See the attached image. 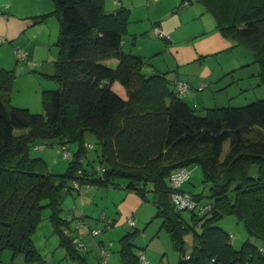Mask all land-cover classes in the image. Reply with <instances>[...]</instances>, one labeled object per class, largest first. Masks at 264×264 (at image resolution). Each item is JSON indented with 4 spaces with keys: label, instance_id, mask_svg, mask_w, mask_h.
<instances>
[{
    "label": "trees",
    "instance_id": "1",
    "mask_svg": "<svg viewBox=\"0 0 264 264\" xmlns=\"http://www.w3.org/2000/svg\"><path fill=\"white\" fill-rule=\"evenodd\" d=\"M52 1L59 22L51 77L55 88L43 92L41 113L9 103L15 72L0 67V263L6 252L11 261L5 264H13L18 256L28 264L42 261L33 236L47 209L65 257L89 264L85 254L93 252V244L96 264H101V249L110 257L111 247L83 233L87 222L76 205L64 216L60 213L74 192L105 187L122 188L143 202L152 198V220H161L159 231L168 235L177 264H264V100L207 108L198 115L181 100L186 91L178 93V81H169L166 73L147 74V59L124 53L127 10L107 14L103 0ZM193 1L232 43L242 45L264 27V0ZM251 52L264 85V50ZM86 133L100 149L95 170L86 162ZM36 140H53L50 146H60L63 159L71 158L64 173L53 174L41 158L30 156L31 148L47 146L36 145ZM227 141L229 149L221 158ZM73 142L78 148L70 155L67 148ZM120 161L123 164L117 165ZM189 165L200 167L210 203L201 204V195L182 188ZM183 169L186 174L174 187L173 178ZM174 195L190 196L195 209L178 210ZM183 212L191 213V226L181 218ZM227 216L246 231L248 239L240 245L231 232L216 226ZM96 220L109 221L106 228L114 225L105 214ZM135 225H128L132 230L120 239V264H152L143 249H134L132 241L139 233ZM194 226L201 228L199 233ZM187 233L192 235L191 246L185 244ZM76 236L85 246L82 251L72 247Z\"/></svg>",
    "mask_w": 264,
    "mask_h": 264
},
{
    "label": "rangeland",
    "instance_id": "2",
    "mask_svg": "<svg viewBox=\"0 0 264 264\" xmlns=\"http://www.w3.org/2000/svg\"><path fill=\"white\" fill-rule=\"evenodd\" d=\"M210 24L212 23H207V25ZM153 34L155 35L154 29ZM147 37L153 41L158 40L159 42H162L161 37ZM125 39H129V36L125 37ZM144 39L147 38L144 36ZM241 43L243 44L238 45L233 43V47L229 53L221 54L223 56H219V54L218 57H215L216 59L208 61V65H210L212 73L209 75L210 79L205 82L207 87L202 85V88L206 87L203 90H201L200 87L197 89V86L192 85L195 82L186 81L188 75H186L185 72L179 71L178 75L175 70L172 71L171 69L174 68L168 57L158 56L159 58H157L155 54L149 56L147 58L149 64L144 67V72L147 74L159 72L166 73V79L171 82H174L175 79L178 78L177 80L179 81L175 83L176 90H186L185 95L181 97V100L193 108L194 112L198 115H204L206 107H243L255 101L264 100V85H260L258 76L259 65L255 61L254 55L251 52V50H253L259 55L262 50H264V27L260 28V33L257 36L250 38V40H243ZM13 54V62L16 63V61L19 60H17V56H15L14 51ZM0 67L10 70L12 66H9L8 64L6 65L5 63L1 64L0 62ZM37 69L38 68H36V72L38 71ZM25 73L29 74L28 76L30 77L27 76V78L21 76L17 78L15 87H12L11 92L8 95L9 103L16 107H28V109H30L29 111L32 113H41L42 94L45 90H47L46 87L43 86H46L45 84L48 81L46 80V77L43 79L40 78L38 73H34L35 76L32 75L31 71H25ZM188 79H191V77L188 76ZM220 79L223 81L221 82ZM182 81L187 82L188 85ZM190 85L194 88H191ZM193 98H195V102L197 103L196 108L192 106ZM19 133L20 131H15L16 135ZM249 138H254V135H250ZM83 142L87 147H89L86 153V162H88L95 170L99 163L97 157L100 153L99 146L96 139L90 133H86L84 135ZM229 145V141L224 143L221 158H224L226 155ZM77 148L78 143L73 142L68 144L67 149L70 151L71 155L77 150ZM60 149L61 148L58 145L41 146V148L33 147L30 150V156L32 158H41L44 162H46V165L51 173L62 174L66 171L68 166L67 163L71 158L66 160L63 159ZM56 162L57 165H55ZM119 164L123 163L120 161L117 165ZM187 171L190 174L189 179L182 185V188L201 195V204L210 203L211 199L208 196L209 186L202 182L203 175L200 167L197 165H189L187 167ZM81 190L84 191L86 188H82ZM115 190L122 191V188H115ZM91 194L96 197L95 200L97 206L92 210V212H95H91L92 215L96 216H101L102 214L110 216L113 207L121 199V197L116 198L115 194L111 192L109 193L105 187H94ZM75 199L67 197L64 200L62 212L60 213L61 217L65 215V211H67V209H72V205H76L77 211H79L80 208L78 206V201ZM68 201L71 203H68ZM143 204L144 205L141 208V211L133 217L135 224L138 222L137 227H141L140 229L137 228L139 229V233L132 241V244L135 247L134 249H143L146 257L148 259H153L152 264H177L178 254L172 250L168 235L163 230L159 231L161 220H152V217L155 214L152 198L149 196L147 202H144ZM195 214L199 217L201 215L198 213V210H196ZM49 215L50 212L47 209L42 212L40 225L33 236L34 244L37 251L42 256V261L30 264H75V262L71 261L70 258L65 257L64 250L61 248L59 243V236L53 231ZM191 217L192 215L189 212L181 213V218L189 226L192 225ZM95 222L96 221L88 218L87 226H85L87 228L83 230V233H90L92 229L99 230L100 233L96 236L95 240L111 247L110 257L107 264H120L118 254L121 246L120 239L126 232L132 229L128 227L127 223H125V226L121 224H114L113 226L106 228L104 222L100 220L97 221V223ZM148 223L149 225L147 226ZM216 226L220 227L229 234L231 232L239 245L248 239L242 224L239 223L233 216L224 217L216 224ZM194 229V231L198 233L201 230L199 226H194ZM87 239L88 235H85V240ZM184 240L185 244L191 246V233H187ZM89 248H93L91 250L93 252L85 254V257L87 258L89 264H96L95 246L92 244ZM188 252H190V248L188 249ZM1 260L2 262L0 264L8 263L11 261L10 254L7 252L4 253ZM12 263L28 264L24 262L23 256L16 257Z\"/></svg>",
    "mask_w": 264,
    "mask_h": 264
},
{
    "label": "crops",
    "instance_id": "3",
    "mask_svg": "<svg viewBox=\"0 0 264 264\" xmlns=\"http://www.w3.org/2000/svg\"><path fill=\"white\" fill-rule=\"evenodd\" d=\"M103 1L104 11L107 14H114L119 9L128 11V25L122 39L124 53L144 59L153 54L157 58L168 57L174 68L171 70H175L178 75L179 71L185 72L191 77L188 79L187 76L186 81L195 82L192 85L197 86V89L206 85L205 82L210 79L209 75L212 71L208 61L216 59L219 54L223 56L221 54L229 53L233 47V43L225 39L216 29L212 16L193 0ZM54 12L55 4L52 0H0V62L12 66L10 70L15 72L13 88L17 78L29 75L25 71H31L34 76V73H38L42 79L46 77L48 82L43 86L47 89L45 91L55 88L51 77L53 63L58 56V49L54 44L59 34V22ZM209 22L212 24L207 25ZM154 27L160 29L165 36L161 38L162 42L147 37L156 38L153 34ZM127 36L129 39H125ZM144 36L147 39H144ZM14 49L25 52L26 58L15 60L14 63ZM36 68H38L37 72ZM177 79L175 82L179 81ZM182 82L187 84L185 81ZM195 101L193 98L192 106L196 108ZM24 108L28 109V107ZM207 108L209 107L205 109ZM93 189L94 187H89L84 191L81 190L78 195L74 192L73 196L68 197L76 198L80 208L78 213L84 216L86 222L89 218L97 223L98 216L92 215L95 212H92L93 208L97 206L96 197L91 194ZM107 191L115 194L116 198L121 197L110 216L105 215L112 219L114 224L125 226L127 218L136 216L144 205L136 194L126 192L124 189L121 191L107 188ZM137 224L138 222L135 229H140ZM150 261L153 262V259L150 258Z\"/></svg>",
    "mask_w": 264,
    "mask_h": 264
},
{
    "label": "built area",
    "instance_id": "4",
    "mask_svg": "<svg viewBox=\"0 0 264 264\" xmlns=\"http://www.w3.org/2000/svg\"><path fill=\"white\" fill-rule=\"evenodd\" d=\"M116 2L118 0H115ZM154 32H155V35L158 36V37H162L163 34L162 32L160 31V29H158L157 27L154 28ZM14 53L16 54L17 56V59L18 60H24L27 56V54L23 51H20L18 49H15L14 50ZM179 94H183L185 91H183V89L181 90H177ZM67 152H63V156L66 157L67 156ZM186 174L185 170H181L180 173L176 174L173 178V185L174 187H178L180 185V179L182 177H184ZM172 200L175 202L176 204V208L178 210H194L195 209V206H196V202H194V200L190 197V196H177V195H174ZM106 225L109 224V221H105L104 222ZM127 224L130 226V227H133L134 226V220H132V218H128L127 219ZM79 227L82 226V224L78 225ZM77 226V227H78ZM67 230L64 231V234H66ZM100 231L99 230H91L90 231V234L92 237H96L97 235H99ZM72 242V246L74 249L78 250V251H82L83 248H85L83 242H82V239L80 237H75L71 240ZM100 258H101V264H107L108 260H109V255L106 253V251L104 249H101L100 251ZM146 264V262H144Z\"/></svg>",
    "mask_w": 264,
    "mask_h": 264
},
{
    "label": "water",
    "instance_id": "5",
    "mask_svg": "<svg viewBox=\"0 0 264 264\" xmlns=\"http://www.w3.org/2000/svg\"><path fill=\"white\" fill-rule=\"evenodd\" d=\"M54 141L52 140V142L51 143H53ZM51 143H45L44 144V142L43 141H41V140H36L35 141V144L36 145H47V146H50L51 145ZM58 144V143H57ZM33 144H29L28 146L29 147H31ZM187 248V245H185V249Z\"/></svg>",
    "mask_w": 264,
    "mask_h": 264
}]
</instances>
